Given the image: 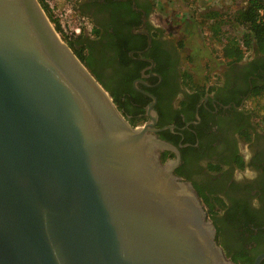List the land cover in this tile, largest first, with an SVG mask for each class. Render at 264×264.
<instances>
[{"label":"water","instance_id":"water-1","mask_svg":"<svg viewBox=\"0 0 264 264\" xmlns=\"http://www.w3.org/2000/svg\"><path fill=\"white\" fill-rule=\"evenodd\" d=\"M150 96L131 124L40 0H0V264H236Z\"/></svg>","mask_w":264,"mask_h":264},{"label":"flooded vegetation","instance_id":"flooded-vegetation-1","mask_svg":"<svg viewBox=\"0 0 264 264\" xmlns=\"http://www.w3.org/2000/svg\"><path fill=\"white\" fill-rule=\"evenodd\" d=\"M74 5L92 24L85 53L94 62L104 57V73L116 69L126 80L116 103L120 111L131 124L140 119L142 125L150 119L147 106L154 96L157 135L172 143L161 136L168 130L178 138L172 143L180 154L175 173L210 200L225 201L214 214L217 241L236 264H253L264 253V122L246 83L251 76L244 78L252 62L264 56L252 51L234 67L222 64L219 77L207 84L214 89L195 100L183 78L190 65V52L180 43L183 34L178 30L171 38V30L153 19L155 0H76ZM158 110L169 122H159ZM178 117L183 125L174 123ZM246 128L249 140L241 133ZM190 132L195 142L185 149ZM165 152L171 154L165 161L176 159L170 150L161 158ZM210 163L218 168L210 169Z\"/></svg>","mask_w":264,"mask_h":264},{"label":"trees","instance_id":"trees-1","mask_svg":"<svg viewBox=\"0 0 264 264\" xmlns=\"http://www.w3.org/2000/svg\"><path fill=\"white\" fill-rule=\"evenodd\" d=\"M41 4L45 12L47 13L50 21L52 23H55V18L53 17L51 11L48 9L47 5L43 3ZM261 8L264 12L263 0H247V2L235 12L233 17H231V21L233 23L243 28L242 35L239 39L236 37L227 36L225 34V32L223 31V26L226 22H230V20L226 19L220 11L208 10L207 12L201 14L203 23L207 24V27L210 31V36L213 37L215 41H219L221 43L219 56L223 59L224 64L234 67L236 63L243 60L244 56L249 51H254L255 53H260L262 54V56H264V14L263 16H261L258 12ZM55 29H58L56 23ZM89 37L90 36L81 35L72 38L71 40H67L66 42L72 48L73 52L80 59V61L88 68V70L94 75V77L109 92V94L113 98V101L116 104L119 102L120 93L125 89L126 80L121 72L115 71L116 69L109 74L104 73V68L107 64L104 57L98 59L97 62H94L92 60V57L85 53L87 50V40L89 39ZM254 61V63L252 62V67L245 75L244 79L248 80L247 78L251 76L250 81H247L246 83L251 84V97L253 99H256L264 93V57L257 60L255 59ZM158 70L164 77L165 71L160 67ZM194 77L195 76L190 71H185L183 73L184 82L186 86L191 90L192 93L190 95L194 97L195 100H197L201 96H204L206 93L214 89L213 86L207 85V76H205L202 81L195 79ZM159 115L160 123L169 122V120H166L164 118L161 112H159ZM180 119L181 118L178 117L174 123L179 126L183 125ZM140 123H142V120L134 119V124L140 125ZM241 133L247 140L250 139V134L247 128ZM188 134L189 136L184 140V142H189L190 145L185 149H192L190 147L195 142L194 135L191 132ZM161 136L171 141L175 145L178 144V138L174 137V135L171 134L168 130L162 132ZM185 149H181V152H185ZM169 156L171 157V154H169L168 152L163 153L162 160L165 161ZM239 165L240 167H243V161H240ZM217 168L218 166H215V164L210 163V169ZM198 193L202 201L206 205L209 216L212 220H214V214L217 213L216 207L219 206L220 208H224L226 206L225 201L219 196H214L210 200V198L204 195L200 190L198 191ZM262 264H264V260Z\"/></svg>","mask_w":264,"mask_h":264},{"label":"rangeland","instance_id":"rangeland-1","mask_svg":"<svg viewBox=\"0 0 264 264\" xmlns=\"http://www.w3.org/2000/svg\"><path fill=\"white\" fill-rule=\"evenodd\" d=\"M76 0H40L41 3L49 4L53 8L62 7L67 3H73ZM245 0H155V10L153 19L159 24L170 29L167 35L171 38H177L178 30L183 34L180 43L190 52V65L187 70L192 72L195 79L203 80L208 77V83L214 78L219 77L223 59L219 56L221 43L215 41L210 36V31L206 23H203L201 14L208 10H218L223 16L230 20L223 26V31L227 36L239 38L243 28L231 21V17L244 4ZM250 54L249 52L246 55ZM253 100V107L257 110ZM260 124L261 122L258 121Z\"/></svg>","mask_w":264,"mask_h":264},{"label":"built area","instance_id":"built-area-1","mask_svg":"<svg viewBox=\"0 0 264 264\" xmlns=\"http://www.w3.org/2000/svg\"><path fill=\"white\" fill-rule=\"evenodd\" d=\"M247 0L244 1V4ZM243 4V5H244ZM51 8V13L55 18V23L58 26L56 30L58 36L63 40H71L77 36L86 35L91 36L92 34V24L88 20V18L82 14H80L75 5L71 3H67L62 7L53 8L52 4H49ZM264 5V0H263ZM259 14L263 16V9H259ZM264 19V18H263ZM55 23H52L55 27ZM250 53V51H249Z\"/></svg>","mask_w":264,"mask_h":264},{"label":"crops","instance_id":"crops-1","mask_svg":"<svg viewBox=\"0 0 264 264\" xmlns=\"http://www.w3.org/2000/svg\"><path fill=\"white\" fill-rule=\"evenodd\" d=\"M241 7V6H240ZM239 7V8H240ZM242 35V34H241ZM233 37V36H232ZM241 37V36H240ZM239 37V38H240ZM238 38V39H239ZM255 100V105L257 106V113L259 114V118L262 122H264V93L262 95H260L259 97H257ZM264 125H262V129H264L263 127Z\"/></svg>","mask_w":264,"mask_h":264}]
</instances>
